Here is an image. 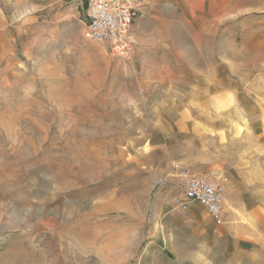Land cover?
<instances>
[{"label": "rangeland", "instance_id": "obj_1", "mask_svg": "<svg viewBox=\"0 0 264 264\" xmlns=\"http://www.w3.org/2000/svg\"><path fill=\"white\" fill-rule=\"evenodd\" d=\"M84 1L0 29V264H264V0H131L123 56Z\"/></svg>", "mask_w": 264, "mask_h": 264}, {"label": "built area", "instance_id": "obj_2", "mask_svg": "<svg viewBox=\"0 0 264 264\" xmlns=\"http://www.w3.org/2000/svg\"><path fill=\"white\" fill-rule=\"evenodd\" d=\"M80 8L88 40L106 44L116 56L127 55L132 50L130 32L136 12L131 0H85ZM224 193L220 182L205 176L188 177L184 187L185 199L204 206L218 222L224 213ZM178 208L186 211L187 202L179 201Z\"/></svg>", "mask_w": 264, "mask_h": 264}, {"label": "crops", "instance_id": "obj_3", "mask_svg": "<svg viewBox=\"0 0 264 264\" xmlns=\"http://www.w3.org/2000/svg\"><path fill=\"white\" fill-rule=\"evenodd\" d=\"M64 0H0V29L15 28L31 14ZM85 24V22H84Z\"/></svg>", "mask_w": 264, "mask_h": 264}]
</instances>
